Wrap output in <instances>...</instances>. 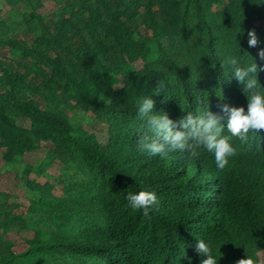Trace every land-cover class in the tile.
<instances>
[{
	"label": "trees",
	"instance_id": "16d2710c",
	"mask_svg": "<svg viewBox=\"0 0 264 264\" xmlns=\"http://www.w3.org/2000/svg\"><path fill=\"white\" fill-rule=\"evenodd\" d=\"M43 1L7 0L24 31L0 19L2 160L50 146L34 178H20L27 206L0 201V264H200L199 240L218 264H264V132L232 139L236 155L221 171L203 148L194 159L141 151L153 133L137 115L142 97L174 122L222 103L247 111L242 86L221 65L226 56L260 63L264 0H49V23ZM258 79L264 86V72ZM75 112L106 128V145L71 120ZM139 191L158 198L147 217L128 206Z\"/></svg>",
	"mask_w": 264,
	"mask_h": 264
},
{
	"label": "clouds",
	"instance_id": "9594fccd",
	"mask_svg": "<svg viewBox=\"0 0 264 264\" xmlns=\"http://www.w3.org/2000/svg\"><path fill=\"white\" fill-rule=\"evenodd\" d=\"M248 46H258L255 30L248 32ZM259 64L253 62L242 65L234 56H226L222 67H227L231 72V80L237 81L242 86V92L247 98V111L244 107H231L227 103L219 104V111L213 113L207 110L203 115L193 116L187 114L174 122L167 114H155L154 101L151 98L141 99L138 105V118L145 120L151 137H142L138 143L141 151L151 156L166 158L170 152L186 154L188 159L199 156L201 148L214 156L218 170H224L229 163V158L236 155V149L230 142L239 140L242 144L248 143L250 134L256 135L264 132V86L258 79L264 72V49L258 54ZM163 88L161 83L157 92ZM225 130L228 135H225ZM128 206L134 210H142L145 217L158 205L156 193L151 191L129 192L126 196ZM195 253L200 257V264H218L212 247L204 240L195 244ZM236 264H257L251 258L240 259Z\"/></svg>",
	"mask_w": 264,
	"mask_h": 264
},
{
	"label": "rangeland",
	"instance_id": "374dc122",
	"mask_svg": "<svg viewBox=\"0 0 264 264\" xmlns=\"http://www.w3.org/2000/svg\"><path fill=\"white\" fill-rule=\"evenodd\" d=\"M40 13L46 23H49L55 15L54 4L49 0L43 1V8ZM0 19L10 26L20 25V29L24 31V26L18 24L21 20V15L14 12L10 5L7 4V0H0ZM255 27H261L264 29V19L262 21H256ZM137 69H141L142 62L138 61L135 63ZM123 86L122 81L118 79L114 84V89H121ZM71 120L73 122L80 123L86 131L94 134L98 143L101 145H106L107 136L106 128L94 120H92L90 115H84L81 112H75L70 114ZM17 124L21 127H27L28 121L25 119H18ZM50 146L46 143L41 144V147L29 154H25L19 162L14 164H7L2 160V150H0V201L9 200L10 202H17L23 206H27V200L30 198L29 192L20 183V178L24 174L33 179L34 174L31 172L33 168H36L40 163L47 158V151ZM60 166L55 162L47 168V173L53 177L60 175ZM69 175L73 178H77L74 173L69 172ZM39 183L43 184L45 182L44 178H39L37 180ZM55 195H60V187H56L54 190ZM9 237L15 240H21L26 237L25 233H11ZM260 261L264 262V254H259ZM70 264V263H61ZM91 264H102L100 262H91Z\"/></svg>",
	"mask_w": 264,
	"mask_h": 264
}]
</instances>
